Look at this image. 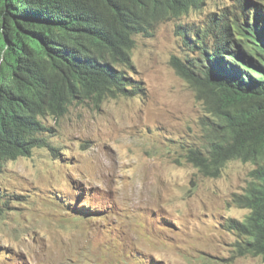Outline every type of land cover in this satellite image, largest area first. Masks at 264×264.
Segmentation results:
<instances>
[{"label":"rangeland","instance_id":"rangeland-1","mask_svg":"<svg viewBox=\"0 0 264 264\" xmlns=\"http://www.w3.org/2000/svg\"><path fill=\"white\" fill-rule=\"evenodd\" d=\"M242 1L208 0L152 36L137 34L133 76L144 94L43 119L58 155L37 147L0 173V264H264L237 255L227 226L250 212L233 197L254 165L231 161L209 177L187 160L189 147L207 141V113L172 64L194 54L179 25L206 26ZM252 2L264 10V0Z\"/></svg>","mask_w":264,"mask_h":264},{"label":"trees","instance_id":"trees-1","mask_svg":"<svg viewBox=\"0 0 264 264\" xmlns=\"http://www.w3.org/2000/svg\"><path fill=\"white\" fill-rule=\"evenodd\" d=\"M207 1L0 0V173L37 147L58 155L48 116L144 94L143 80L133 76L135 36H152ZM239 6L214 12L206 26L179 25L194 54L174 56L172 64L207 113V141L189 147L187 160L209 177L231 161L254 165L249 184L233 197L250 212L227 226L238 235L237 255L264 259V10L252 0Z\"/></svg>","mask_w":264,"mask_h":264},{"label":"clouds","instance_id":"clouds-1","mask_svg":"<svg viewBox=\"0 0 264 264\" xmlns=\"http://www.w3.org/2000/svg\"><path fill=\"white\" fill-rule=\"evenodd\" d=\"M75 204V203H74ZM87 207H90V205H87ZM78 210H80V209H78ZM86 210H88V209H86Z\"/></svg>","mask_w":264,"mask_h":264}]
</instances>
